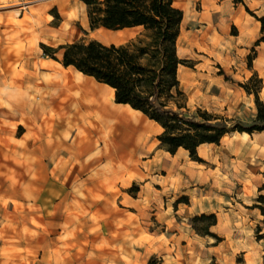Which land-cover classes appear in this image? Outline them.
Segmentation results:
<instances>
[{
	"label": "rangeland",
	"instance_id": "374dc122",
	"mask_svg": "<svg viewBox=\"0 0 264 264\" xmlns=\"http://www.w3.org/2000/svg\"><path fill=\"white\" fill-rule=\"evenodd\" d=\"M175 4L182 111L250 124L254 94L241 84L259 86L264 103L262 78L248 66V57L264 58V45L232 55L226 40L240 22L224 23L199 2ZM0 26V264H264V132H228L199 145L193 160L183 148L166 151L160 126L135 112L148 125L145 150L110 155L96 135L91 149H77L85 129L58 117L44 80L69 71L107 97L113 91L40 43L130 45L145 39L141 27L90 28L78 0H0ZM231 57L241 59L229 65ZM201 214L216 223L194 220Z\"/></svg>",
	"mask_w": 264,
	"mask_h": 264
},
{
	"label": "trees",
	"instance_id": "16d2710c",
	"mask_svg": "<svg viewBox=\"0 0 264 264\" xmlns=\"http://www.w3.org/2000/svg\"><path fill=\"white\" fill-rule=\"evenodd\" d=\"M79 1L86 7L90 28L139 26L145 39L130 45L105 44L96 39H78L56 47L40 43L43 54L110 87L115 103L128 105L158 124L161 132L157 139L166 151L173 154L183 148L197 160L199 145L217 143L228 132L264 131V103L258 97L259 86L251 91L241 84L254 94L256 105L255 117L247 125L237 121L229 124L230 120L205 109L197 108L190 114L182 111L184 104L180 100H184V94L177 73L186 60L178 57L176 41L183 15L174 0ZM251 14L260 22L257 45L264 41V16ZM255 77L253 74L251 78ZM257 83L260 85L261 79ZM200 219H210L209 225L216 223L214 214L194 217Z\"/></svg>",
	"mask_w": 264,
	"mask_h": 264
},
{
	"label": "bare ground",
	"instance_id": "6f19581e",
	"mask_svg": "<svg viewBox=\"0 0 264 264\" xmlns=\"http://www.w3.org/2000/svg\"><path fill=\"white\" fill-rule=\"evenodd\" d=\"M54 73L53 78L44 80L45 92L59 118L67 125L80 124L85 129L77 149H91L94 146L92 137L96 135L103 143L104 153L110 155L131 156L145 150L148 125L135 114L136 111L129 106L114 105L113 92L107 97L104 88L90 84L79 75L69 71ZM238 134L248 136L246 132Z\"/></svg>",
	"mask_w": 264,
	"mask_h": 264
},
{
	"label": "crops",
	"instance_id": "0c3cea01",
	"mask_svg": "<svg viewBox=\"0 0 264 264\" xmlns=\"http://www.w3.org/2000/svg\"><path fill=\"white\" fill-rule=\"evenodd\" d=\"M185 1L190 2V3L199 2L203 10H207L208 13H213L220 20L223 19L224 23L231 24V25L236 24V21L241 23L240 26H237L238 27L237 33L234 35L229 34L228 39L226 40L230 46L229 49H231L232 55H236L237 50H243V54L246 53L247 48L251 44H253L258 39V37L261 36L260 22L254 16L246 13L245 9L247 7L251 9L253 14L257 16H264V0H241L240 2H234L232 0H185ZM174 4H175V0H174ZM52 9H55L54 12H57L55 7H53ZM86 18L88 22L87 12H86ZM212 24L214 23L212 22ZM215 24H217V22ZM132 27H139V26H132ZM0 30H1V26H0ZM69 42H72V41H69ZM238 42H240L241 45L237 46ZM262 45H264V41L259 42V44H257L256 46L261 47ZM240 59L241 58L231 57V58H228V63L229 65H231ZM251 62H252L251 67H250L251 73L255 71L259 75V77L262 78V83H264V73H262L264 72V67L260 66V64L264 63V58H252ZM113 99H114V96H113ZM115 104L125 105V104H119V103H115ZM134 111L139 112L138 110H134ZM156 125L159 126L158 124Z\"/></svg>",
	"mask_w": 264,
	"mask_h": 264
}]
</instances>
